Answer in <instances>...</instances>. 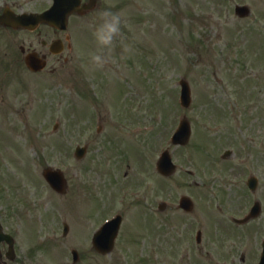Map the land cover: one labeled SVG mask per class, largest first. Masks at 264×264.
Returning a JSON list of instances; mask_svg holds the SVG:
<instances>
[{
    "label": "rangeland",
    "instance_id": "obj_1",
    "mask_svg": "<svg viewBox=\"0 0 264 264\" xmlns=\"http://www.w3.org/2000/svg\"><path fill=\"white\" fill-rule=\"evenodd\" d=\"M50 1L0 0V13L40 11ZM243 2L252 15L241 19L234 7ZM104 11L119 13L122 25L97 68L93 32ZM80 19L69 30L71 51L52 60L55 74L51 66L40 74L21 66L19 48L40 49L38 34L1 31L0 223L17 254L8 264H73V249L76 264H255L264 237V0H102ZM182 78L192 90L188 109L179 104ZM183 116L191 142L175 147L170 139ZM120 122L149 131L126 132ZM78 145L88 152L75 160ZM167 147L179 168L165 179L156 162ZM48 167L66 172L65 195L44 179ZM251 175L255 192L245 186ZM124 189L142 194L121 204ZM185 195L192 214L178 209ZM162 201L169 207L160 212ZM257 201L260 216L234 231L225 214L241 215ZM117 209L122 232L115 250L100 255L91 238Z\"/></svg>",
    "mask_w": 264,
    "mask_h": 264
},
{
    "label": "water",
    "instance_id": "obj_2",
    "mask_svg": "<svg viewBox=\"0 0 264 264\" xmlns=\"http://www.w3.org/2000/svg\"><path fill=\"white\" fill-rule=\"evenodd\" d=\"M54 7L42 14V15H24L20 16L19 18H14L9 22V25H21L23 27L32 28L33 25H38L40 23H48L53 26H64L67 21V11H71V9H75L76 7H72L71 3L68 0H55ZM67 10V11H66ZM243 12V11H242ZM28 64L31 67H34L30 61H28ZM39 64V63H38ZM38 69L42 68L43 66L39 65L37 66ZM37 69V68H35ZM181 85L183 87V94H182V102L185 106H189L191 102V91L188 82L185 80H182ZM190 125L187 120L183 121L179 131L174 136V143L176 144H186L190 138ZM170 157L168 153L164 154L163 158L159 162V169L164 175H171L174 172V167L172 166L170 162ZM45 177L49 180V182L53 185L55 189H57L59 192H64V182L61 179L60 175L58 173L52 172L50 169L45 170L44 172ZM60 185H59V183ZM189 203V207H192V203L190 201H187ZM257 210H259V205H257ZM4 240H7L11 245V251L8 253L9 257L14 258L13 253V241L11 240V237L9 235H6L2 231V227L0 225V243ZM97 247H99L96 244ZM113 246V241L109 240L108 243V249L106 252L110 251V249ZM1 258V254H0ZM262 264H264V256Z\"/></svg>",
    "mask_w": 264,
    "mask_h": 264
},
{
    "label": "clouds",
    "instance_id": "obj_3",
    "mask_svg": "<svg viewBox=\"0 0 264 264\" xmlns=\"http://www.w3.org/2000/svg\"><path fill=\"white\" fill-rule=\"evenodd\" d=\"M121 25L122 17L119 13H100L99 24L94 26L93 32L98 51L91 55V61L97 68H102L108 62L107 52L114 47L121 32Z\"/></svg>",
    "mask_w": 264,
    "mask_h": 264
},
{
    "label": "flooded vegetation",
    "instance_id": "obj_4",
    "mask_svg": "<svg viewBox=\"0 0 264 264\" xmlns=\"http://www.w3.org/2000/svg\"><path fill=\"white\" fill-rule=\"evenodd\" d=\"M83 1H87V0H83ZM100 2V1H99ZM1 28H4V27H1ZM51 32H52V38L50 39V41H41L42 45H43V49L40 50V54L43 55L46 60H49V59H52V58H63V55L60 54V55H54L53 54V50L55 49H52L51 48V45L53 43V41H56V40H59L60 38H62V32L56 30V29H50ZM49 34V33H47ZM62 36V37H61ZM3 36H2V32L0 30V39H2ZM5 59H6V54L5 52L3 53L0 49V63H1V66L4 67L5 65ZM67 61H68V58H67Z\"/></svg>",
    "mask_w": 264,
    "mask_h": 264
}]
</instances>
